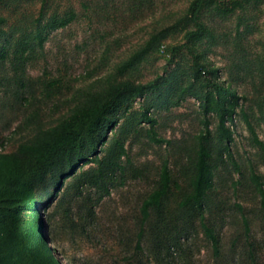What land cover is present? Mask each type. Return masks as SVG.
<instances>
[{
    "label": "rangeland",
    "instance_id": "1",
    "mask_svg": "<svg viewBox=\"0 0 264 264\" xmlns=\"http://www.w3.org/2000/svg\"><path fill=\"white\" fill-rule=\"evenodd\" d=\"M192 1L0 0V52L5 48L0 153L14 152L39 130L97 103L105 90H117L125 100L109 115L116 124L104 125L107 140L98 142V154L133 116L129 132L121 135L127 169L116 176L108 195L95 203L99 194L86 187L77 196L67 189L68 178L60 191L38 196L45 240L61 264H264V250L257 247L264 240V219L250 180L254 172L264 188V0H214L199 12L203 32L185 39L196 31L188 15ZM177 47L182 48L174 53ZM193 57L208 71L207 78L239 98L233 120L225 124L228 142L218 141L216 117L202 114L204 77H195ZM150 82L158 90L129 96L131 88ZM144 113L152 124L143 122ZM205 120L216 145L214 157L228 147L213 170L203 214L219 237L218 257L201 231L200 215L188 226L182 218H168L169 243L152 224L140 226L141 204L165 163L175 184L169 210L178 213ZM149 130L164 142H151ZM92 168L93 163H80L77 172ZM243 216L250 227L245 244Z\"/></svg>",
    "mask_w": 264,
    "mask_h": 264
},
{
    "label": "trees",
    "instance_id": "2",
    "mask_svg": "<svg viewBox=\"0 0 264 264\" xmlns=\"http://www.w3.org/2000/svg\"><path fill=\"white\" fill-rule=\"evenodd\" d=\"M213 1L191 2L188 15L195 24L196 31L187 33L185 39L196 38L203 32L198 20L199 12ZM3 23L4 19L0 18V36L3 34ZM182 47L189 49L186 45ZM182 47L175 48L173 52ZM4 57L5 48L0 52V59ZM193 63L195 77H204L202 83L204 92L200 97L202 114L206 117L209 115L216 117L218 141L228 142L230 132L225 124L233 120V114L239 106V98L230 89L207 78L208 71L196 57H193ZM158 87L155 82L139 85L130 89L129 96L141 97L145 93L158 90ZM99 96L101 100L97 103L78 108L55 126L39 130L31 141L20 143L14 152L0 153V264H61L56 252L45 240L37 215L38 196L50 197L52 189L60 191L64 182L70 178L67 183L68 190L74 189L77 196H80L84 188H93L95 193L99 194L95 202L97 203L109 194L116 176L123 174L127 169L122 161L126 152L125 140L121 135L129 132L128 127L133 125V116L130 115L120 126V136L111 139L100 151L102 156L99 157L98 142L103 145L107 140L102 129L105 124L108 128L115 126L116 121H109V115L125 100L121 93L114 89L105 90ZM142 120L149 124L153 123V119L146 113L142 115ZM203 124L205 131L196 137L194 156H190L187 169L188 190L181 194L178 213L169 210V199L175 184L165 163L159 169L156 187L141 204L140 226L152 224L155 232L162 235L165 233L162 238L169 243L171 239L167 238L164 229V223L168 218H172L173 221L182 218L183 226H188L193 223L196 215H200L201 231L210 242L214 256L218 257L219 237L212 222L205 220L203 214L206 204L210 201L208 192L213 186V170L217 168L218 163L223 162L224 151H227L228 147L222 148L215 158L212 149L216 145L211 139L208 120ZM147 135L153 143L164 142L163 139L156 138L152 130L147 131ZM89 162L94 164V168L77 172L80 163ZM134 173V177H137L138 171ZM250 180L259 196V212L264 219L263 184L254 172L251 173ZM28 213H33L30 220L24 219V215ZM242 220L245 244L249 239L250 227L245 216ZM260 242L257 247L264 250V240Z\"/></svg>",
    "mask_w": 264,
    "mask_h": 264
}]
</instances>
